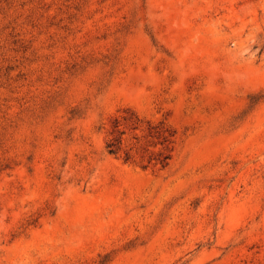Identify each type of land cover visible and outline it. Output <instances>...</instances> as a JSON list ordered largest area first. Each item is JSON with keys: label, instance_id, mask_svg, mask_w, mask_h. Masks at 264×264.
<instances>
[{"label": "rangeland", "instance_id": "374dc122", "mask_svg": "<svg viewBox=\"0 0 264 264\" xmlns=\"http://www.w3.org/2000/svg\"><path fill=\"white\" fill-rule=\"evenodd\" d=\"M0 264H264V0H0Z\"/></svg>", "mask_w": 264, "mask_h": 264}, {"label": "trees", "instance_id": "16d2710c", "mask_svg": "<svg viewBox=\"0 0 264 264\" xmlns=\"http://www.w3.org/2000/svg\"><path fill=\"white\" fill-rule=\"evenodd\" d=\"M107 147H108V150H109L110 152H113L112 143H109V144L107 145Z\"/></svg>", "mask_w": 264, "mask_h": 264}]
</instances>
